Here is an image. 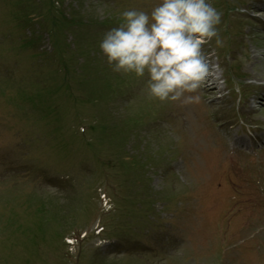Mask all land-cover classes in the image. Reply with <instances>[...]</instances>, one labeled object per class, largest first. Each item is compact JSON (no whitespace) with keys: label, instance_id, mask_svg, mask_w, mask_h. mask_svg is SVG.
I'll return each mask as SVG.
<instances>
[{"label":"rangeland","instance_id":"obj_1","mask_svg":"<svg viewBox=\"0 0 264 264\" xmlns=\"http://www.w3.org/2000/svg\"><path fill=\"white\" fill-rule=\"evenodd\" d=\"M157 2L0 0V264H264V0H211L222 80L190 103L99 48Z\"/></svg>","mask_w":264,"mask_h":264},{"label":"clouds","instance_id":"obj_2","mask_svg":"<svg viewBox=\"0 0 264 264\" xmlns=\"http://www.w3.org/2000/svg\"><path fill=\"white\" fill-rule=\"evenodd\" d=\"M119 15L121 23L99 41L111 70L137 78L147 74L150 99L199 102L209 75L203 46L214 37L222 43L221 12L211 0H158L150 11L127 8Z\"/></svg>","mask_w":264,"mask_h":264},{"label":"bare ground","instance_id":"obj_3","mask_svg":"<svg viewBox=\"0 0 264 264\" xmlns=\"http://www.w3.org/2000/svg\"><path fill=\"white\" fill-rule=\"evenodd\" d=\"M213 83H215V81H213Z\"/></svg>","mask_w":264,"mask_h":264}]
</instances>
